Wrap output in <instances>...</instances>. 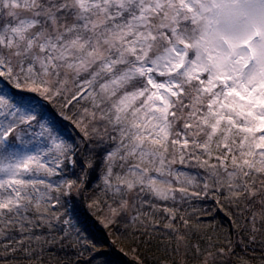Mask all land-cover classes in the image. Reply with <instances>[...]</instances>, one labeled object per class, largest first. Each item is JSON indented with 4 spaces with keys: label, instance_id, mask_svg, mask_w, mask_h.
<instances>
[{
    "label": "snow or ice",
    "instance_id": "6c2138e0",
    "mask_svg": "<svg viewBox=\"0 0 264 264\" xmlns=\"http://www.w3.org/2000/svg\"><path fill=\"white\" fill-rule=\"evenodd\" d=\"M115 253L264 264V0H0V264Z\"/></svg>",
    "mask_w": 264,
    "mask_h": 264
},
{
    "label": "trees",
    "instance_id": "16d2710c",
    "mask_svg": "<svg viewBox=\"0 0 264 264\" xmlns=\"http://www.w3.org/2000/svg\"><path fill=\"white\" fill-rule=\"evenodd\" d=\"M50 107V110L56 116L55 108ZM57 117V116H56ZM57 119V118H56ZM77 214L81 217L82 221L86 222L88 231L98 240H110L111 237H108L107 232L104 230L103 226L92 216L84 205H80L77 208ZM148 264H153V255L144 253ZM113 264H135L134 257L132 254L123 255L115 253L111 256Z\"/></svg>",
    "mask_w": 264,
    "mask_h": 264
},
{
    "label": "rangeland",
    "instance_id": "374dc122",
    "mask_svg": "<svg viewBox=\"0 0 264 264\" xmlns=\"http://www.w3.org/2000/svg\"><path fill=\"white\" fill-rule=\"evenodd\" d=\"M55 112L57 113V115H56L57 117H56L55 115H54V116H55V118H57V119L59 120L60 117H59V114H58V112H57L56 109H55ZM53 114H54V113H53ZM65 126H67L66 123H65ZM68 132L71 133V128H70V127H68ZM84 206H85V205H84ZM85 207H86V206H85ZM86 209H87V207H86ZM87 210H88V209H87Z\"/></svg>",
    "mask_w": 264,
    "mask_h": 264
}]
</instances>
